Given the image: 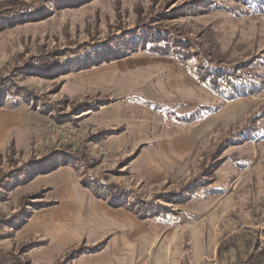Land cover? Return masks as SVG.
<instances>
[{"label": "rangeland", "instance_id": "obj_1", "mask_svg": "<svg viewBox=\"0 0 264 264\" xmlns=\"http://www.w3.org/2000/svg\"><path fill=\"white\" fill-rule=\"evenodd\" d=\"M262 1L0 0V254L15 264L97 253L99 264H264V114L246 130L264 84L228 100L196 75L200 47L184 62L150 40L170 27L172 45L212 38L227 65L264 83V12L248 10ZM70 180L131 219L99 214L93 229L44 219ZM183 190L182 203L161 196ZM137 197L158 212L128 210Z\"/></svg>", "mask_w": 264, "mask_h": 264}, {"label": "trees", "instance_id": "obj_2", "mask_svg": "<svg viewBox=\"0 0 264 264\" xmlns=\"http://www.w3.org/2000/svg\"><path fill=\"white\" fill-rule=\"evenodd\" d=\"M249 7L250 8L248 10L258 9L259 11L257 12H264V1L259 2L258 5L253 4ZM198 8L203 9V7L200 6H198ZM158 32L161 34V36H164L165 34L168 36V38L165 39H158L155 36L150 39L152 41V50L158 51L161 54L167 55L173 52L174 54H183L178 58L181 61L186 62L188 59L195 56L193 50L196 49V46L200 47L199 54L197 53L196 56H204L205 61H203V63L195 69L196 75L201 81L208 82L219 95L224 96L228 100L238 96H245L247 94H250L257 90L259 86H262L264 84L256 79L255 73H251L250 71L245 72L244 70H242L244 66L240 65L239 62H233L232 65H227L224 61L225 58L223 57L225 54L222 55L221 53H219L218 44H216L212 38H209L210 40H208L206 44L204 43V41L198 42L196 40H192L191 43H185V40L187 38H184L181 40L182 43H180V45H172L170 43V37L173 33H175L174 27H170L168 29H157L154 31V33ZM162 41H165L166 44L161 46L159 44ZM254 61H256V59L251 62H247V66L252 64ZM263 114L264 104L260 107V110L256 111L252 115L246 130H255L252 129L251 125H253V123H255V121H257L259 117H263ZM211 180L214 181V178H212ZM109 190L111 194H117L119 192L115 191L117 190V188L114 186H110ZM95 193L98 197H101L100 189H96ZM161 196H163L162 198L169 202L178 203L185 202L189 199L188 191L186 190H183L181 193H162ZM127 208L128 210L137 214L140 218L153 216L155 215L154 213L158 212L159 210L158 203H156L155 201H143L140 197H137L135 203L129 204ZM261 254L263 255V251H260L258 253L259 256ZM0 264L15 263L13 262L12 258L10 259L8 257L7 254H0Z\"/></svg>", "mask_w": 264, "mask_h": 264}, {"label": "crops", "instance_id": "obj_3", "mask_svg": "<svg viewBox=\"0 0 264 264\" xmlns=\"http://www.w3.org/2000/svg\"><path fill=\"white\" fill-rule=\"evenodd\" d=\"M178 138L184 143H186V140H188L187 144H189V140L193 139L191 138L190 133L186 132L185 129L181 130V128H179L178 131ZM189 146L187 147L189 148ZM62 185L63 186L60 188V198L62 199L61 205L57 206L56 209H49L45 211V213H42V215H44V219L51 216V218H49L52 221V219H54L53 214H58V218H63L68 221L77 220L82 226H89L88 228L93 229L92 226L95 225V220L98 221L99 214L118 211L119 213H121V215H126L127 217L129 216L130 219L132 217L131 214L126 213L124 210L113 209V207H111L110 205L98 200V198L90 189L82 187L80 185V182L78 181L70 180ZM42 226L43 225H41V227ZM44 227L47 228V226ZM85 230H87V227H85ZM75 234L76 233H70L69 235H64L63 240H57L56 242L51 244V248H48L47 250L44 249L46 250L45 254L47 255V258L52 259L53 257H56L55 254L63 252L62 248L72 242L71 240L74 238ZM56 237L59 236L57 235ZM109 255L110 253H106L104 256ZM98 257H100L98 256V253L96 255L91 254L90 256H84V260H86V263L84 264H99Z\"/></svg>", "mask_w": 264, "mask_h": 264}]
</instances>
